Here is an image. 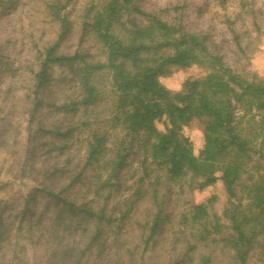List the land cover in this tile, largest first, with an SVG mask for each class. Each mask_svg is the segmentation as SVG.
<instances>
[{"label":"rangeland","instance_id":"374dc122","mask_svg":"<svg viewBox=\"0 0 264 264\" xmlns=\"http://www.w3.org/2000/svg\"><path fill=\"white\" fill-rule=\"evenodd\" d=\"M53 1L0 3V216L6 230L0 243V264H74V254L86 246L95 226L91 222L79 224L82 214L78 211L79 215L73 216L71 205L87 204L93 211L103 206V201L86 183L63 188L64 183L57 184L54 176L50 186L47 185L66 198L64 206L43 198L45 191L36 189L43 187L40 182L54 164L70 167L71 173L80 170L88 133L77 131L78 138L67 155L73 164L67 165V156L56 163L51 149L62 139L43 132L42 128L65 130L76 124L77 117L45 103L34 122H28L33 71L38 68L44 48L57 40L61 30L59 20L51 14ZM105 1L71 0L67 4L62 14L67 16L69 29L61 41V53L81 50L88 52L90 58L104 60V49L87 24ZM134 5L168 23L180 24L186 31L202 34L211 53L222 56L236 71L264 80V0H134ZM128 16L142 18L133 10L125 13L123 20ZM53 73L57 80L64 81L58 83L54 92H48V97L44 96L45 101H69L76 92L68 71L54 67ZM201 73L198 65L175 67L160 80L172 91H178L186 79ZM97 81L107 92L106 97L88 115L90 119L97 114V126L108 132V141L113 146L125 136V131L111 130L107 124L114 98L110 93L111 75L98 74ZM156 125L163 129L162 121ZM183 133L198 154L204 143L203 123L193 119ZM259 156L255 154L248 164L256 174L254 181L258 180V172L264 174V156ZM246 177L244 174V181L249 183ZM31 192L36 193V198L29 201ZM245 192L238 191L243 197L240 203L229 197L222 180L203 189L189 176L173 181L165 166L145 157L136 145L128 157L119 189L106 202L105 212L115 220L108 230L105 227L100 245L92 249L82 264H135L143 250L146 264H241L227 238L232 231V214L250 216V209L257 210ZM202 203L207 214L196 222L195 206ZM160 209L161 227L145 248L142 239ZM127 210V217L118 221ZM59 212L62 220L58 218ZM260 232L246 264H264V229ZM203 233L206 239L201 237ZM19 250H26V256Z\"/></svg>","mask_w":264,"mask_h":264},{"label":"trees","instance_id":"16d2710c","mask_svg":"<svg viewBox=\"0 0 264 264\" xmlns=\"http://www.w3.org/2000/svg\"><path fill=\"white\" fill-rule=\"evenodd\" d=\"M55 1L50 4L51 14L59 20L61 30L57 40L44 48L38 68L33 71L28 122H34L45 103L77 117L76 124L65 130L42 128L43 132L62 139L51 149L56 163L57 159L68 155L78 138L77 131L78 134L88 132L80 170L71 173L70 167L54 164L40 182L43 187L36 188L45 191L43 198L48 197L54 204L64 206L66 198L49 187L56 176L57 184L64 183L63 188L86 183L103 201L97 211L87 204L71 205L73 216L79 215L78 211L82 214L79 224L91 222L95 226L86 246L74 254V264H82L92 254V249L100 245L105 230L114 222L115 219L105 212L106 202L119 189L128 157L136 145L145 157L165 166L173 181L189 176L203 189L222 180L229 197L240 203L243 197L238 191L246 189V197L257 210L250 209V216L232 214V231L227 238L237 260L246 264L264 229V174L258 172V180L254 181L256 174L248 168L255 154L264 156V80L255 74L248 76L236 71L222 56L210 52L205 36L144 12L134 5V0H106L91 16L87 25L104 49V60L90 58L88 52L81 50L61 53V41L69 29L62 10L71 0L63 4ZM132 10L142 18L128 16L123 20L124 14ZM193 65L200 66L202 73L186 79L181 90L172 91L160 80L170 75L175 67ZM54 67L65 68L70 75L76 93L69 101H45L44 96L48 97V92H54L58 83L64 81L54 76ZM104 73L111 75L110 93L114 94L107 124L111 125V130L121 128L125 131V136L113 146L108 141V132L99 130L97 114L90 119L88 115L106 97L107 92L97 81L98 74ZM193 119L203 123L204 143L198 154L190 138L183 133V128ZM160 121L163 129L156 125ZM65 159L67 165L73 164L68 156ZM244 174L249 183L244 181ZM34 198L36 193L31 192L29 201ZM127 214L128 210L124 211L118 221H123ZM206 214V206L198 204L193 220L200 222ZM58 218L62 220V212ZM161 223L160 209L142 239L145 248L154 239ZM117 228L120 232L121 226ZM5 231L0 216V243L4 241ZM204 231L209 233L206 228ZM201 237L206 239V234ZM19 251L26 256V250ZM145 253L143 250L138 261L135 260L137 264H146Z\"/></svg>","mask_w":264,"mask_h":264}]
</instances>
